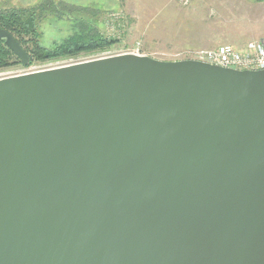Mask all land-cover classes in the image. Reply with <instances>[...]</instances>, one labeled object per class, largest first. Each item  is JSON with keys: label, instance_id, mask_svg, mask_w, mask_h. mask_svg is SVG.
Instances as JSON below:
<instances>
[{"label": "water", "instance_id": "obj_1", "mask_svg": "<svg viewBox=\"0 0 264 264\" xmlns=\"http://www.w3.org/2000/svg\"><path fill=\"white\" fill-rule=\"evenodd\" d=\"M0 264H264V69L122 54L0 78Z\"/></svg>", "mask_w": 264, "mask_h": 264}, {"label": "rangeland", "instance_id": "obj_2", "mask_svg": "<svg viewBox=\"0 0 264 264\" xmlns=\"http://www.w3.org/2000/svg\"><path fill=\"white\" fill-rule=\"evenodd\" d=\"M42 1L44 0H0V9L31 8ZM54 1L103 11L99 23L102 31L120 39L107 50H119L126 45L140 43L142 51L148 56L164 61H178L181 60L177 56L180 51L221 45L242 47L249 42H264V0ZM111 12L122 16L121 24L109 30L112 33L107 31L104 22ZM71 23L52 15L44 17L39 24L43 47L52 48L55 43L69 36L72 33ZM101 52H83L58 60L35 63L29 68L14 65L0 69V78L98 57Z\"/></svg>", "mask_w": 264, "mask_h": 264}, {"label": "trees", "instance_id": "obj_3", "mask_svg": "<svg viewBox=\"0 0 264 264\" xmlns=\"http://www.w3.org/2000/svg\"><path fill=\"white\" fill-rule=\"evenodd\" d=\"M61 7V8H59ZM103 11L93 7L68 6L54 0H44L39 5L23 9H0V28L11 32L29 50L31 58L24 66L20 59L7 47L5 40L0 39V69L14 65L29 67L35 63H43L75 56L81 53L105 51L120 41L108 36L100 27V15ZM47 15L71 21L72 33L52 48L41 44L40 21Z\"/></svg>", "mask_w": 264, "mask_h": 264}, {"label": "built area", "instance_id": "obj_4", "mask_svg": "<svg viewBox=\"0 0 264 264\" xmlns=\"http://www.w3.org/2000/svg\"><path fill=\"white\" fill-rule=\"evenodd\" d=\"M121 19L122 16L120 14L115 12L109 13L104 19V22L106 23L107 31H109L110 29H114L116 25L121 24L122 22ZM108 36H113V35H108ZM122 54H136L141 56L147 55L142 51L141 44L136 43L133 46L126 45L119 50H107V51L105 50L102 51L98 57L80 60L74 63H68L61 66H66L75 63H81L90 60L116 56V55H122ZM177 56L181 60H198L213 65H217L225 68L237 69V70H262L264 69V42H249L242 47H238L235 45H221L215 48L180 51L177 54ZM56 67H60V66H56ZM56 67L44 68L34 71H24L16 75H10L5 77L23 75L27 73L47 70ZM24 68H29V67H24Z\"/></svg>", "mask_w": 264, "mask_h": 264}]
</instances>
